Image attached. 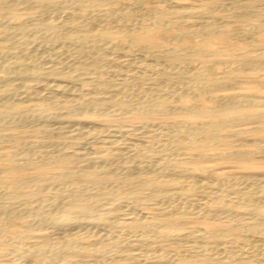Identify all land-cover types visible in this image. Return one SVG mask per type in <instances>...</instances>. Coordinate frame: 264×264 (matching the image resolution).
Segmentation results:
<instances>
[{
  "label": "bare ground",
  "instance_id": "obj_1",
  "mask_svg": "<svg viewBox=\"0 0 264 264\" xmlns=\"http://www.w3.org/2000/svg\"><path fill=\"white\" fill-rule=\"evenodd\" d=\"M114 1L0 0V264H264V0Z\"/></svg>",
  "mask_w": 264,
  "mask_h": 264
},
{
  "label": "rangeland",
  "instance_id": "obj_2",
  "mask_svg": "<svg viewBox=\"0 0 264 264\" xmlns=\"http://www.w3.org/2000/svg\"><path fill=\"white\" fill-rule=\"evenodd\" d=\"M142 1L138 2L137 4L135 3V5H133L130 8V10H132V11H130V13L132 12L131 15H134L136 18H141L142 16H144V15H146L148 13H152V11L154 12L156 7L159 5L158 2L156 3L157 0H142ZM177 1H193V2H195L197 0H177ZM212 1L213 0H208V2H212ZM128 2H129V0H115L114 2H111L110 6L113 9H115V8L116 9H123V8L126 7V4ZM141 3H142V5H141ZM136 9H137V12H136ZM148 9H150V10H148ZM133 11H135V12H133ZM175 32H176V29H172L171 30V35H172V33L174 34ZM255 38H257V37H255ZM189 42H192V41H189ZM192 66H194V64ZM216 67L214 66L213 67L214 69H212V70L215 71L217 69ZM254 78L257 79V78H261V77L260 76H254ZM197 103L199 105H202L201 102H197ZM128 122H131V121H128ZM134 139H139V140L146 141V142H150V141H152V142L156 141L157 142L158 141V137H151V136H147V135L141 136L140 134H131L129 140L133 141ZM129 140L127 139V141H129ZM191 151L193 153H198L199 149L194 148ZM203 160L205 161L206 164H208L211 167H213V168H211L212 169L211 174L218 173V172L222 173V172L227 171V170L235 171L237 173H255V172L256 173H264V158H260L257 155H256V157H253L251 160L243 159L242 161L240 160L238 163H235V162L233 163L230 160L218 159V158H204ZM231 165H233V166H231ZM208 174H210V173H208ZM202 222L203 221L195 220V223H196L197 226L202 224ZM19 223H20V219H16V221L13 222V224L15 226L20 225ZM253 238L260 245V247L264 249V233L252 234L251 235V239H253ZM7 257L8 256H6V255L0 257V262H2L3 260H6Z\"/></svg>",
  "mask_w": 264,
  "mask_h": 264
}]
</instances>
